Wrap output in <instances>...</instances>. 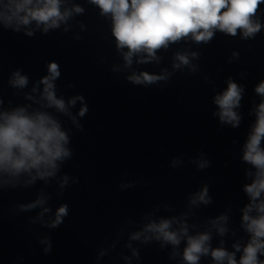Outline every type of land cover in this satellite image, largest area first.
<instances>
[{
	"label": "clouds",
	"instance_id": "1",
	"mask_svg": "<svg viewBox=\"0 0 264 264\" xmlns=\"http://www.w3.org/2000/svg\"><path fill=\"white\" fill-rule=\"evenodd\" d=\"M62 2L63 0H0V23L5 28L11 27L18 32L21 26H29L35 21L36 28L43 26V32L47 33L49 29L59 28L60 23L66 22L73 14L84 12L79 5L62 11ZM90 3L99 7L101 15L110 16L116 48L122 53L126 67L133 63L134 56L138 57L139 63L159 61L157 50H166L171 44L189 37L197 44H207L214 38L216 31L235 37L240 30L243 39H254L255 34L264 27L258 19H253L264 0H90ZM26 34L32 36L33 32L26 27ZM233 55L238 56V53ZM196 58V52L176 53L172 67L180 69L188 66L191 71H196L197 67L191 64V59ZM59 67L58 63L49 62L48 74L34 85L32 92H36L42 84L40 99L36 103L43 108H54L57 112L68 115L79 129L82 126L69 112V106H74L77 100L83 101L84 98L76 96L66 103L63 98L57 97L54 81L61 74ZM167 78V72L162 75L141 72L129 76L128 80L135 85H148ZM28 80V76L21 75L17 70L12 73L9 83L14 88L23 89ZM243 91V86L229 77L227 88L215 95L214 103L218 111L214 115L218 116L221 124H228L233 128L239 126L241 116L236 109L240 107ZM255 92L262 99L255 107L256 120L244 144L242 157L244 162L255 169L254 173H246L252 177V181L243 186L249 203L242 209L241 226L249 234L248 242L243 247L239 243L233 244L234 251H228L223 246L212 248L211 232L189 235L187 213H183L181 218L150 219L141 231L130 235V241H139L145 245L157 241L161 248L171 245V258L180 255L179 246L185 241L182 253L184 264H199L202 256L209 255L213 264H264V259H260L264 256V147L261 146V141L264 140V80L255 87ZM25 95L27 99L35 100V97ZM29 107L0 111V177H8L0 180V185L11 184L15 187V181L22 175L29 177L24 182L25 187L34 184L37 179L47 183L48 178L55 177L61 165L73 157V151L68 147L69 134L58 119L47 111H29ZM87 111V107L82 106L78 115L83 117ZM175 164L174 160L173 166ZM209 166L207 160L198 162L200 169ZM68 180L69 177L64 175L60 180V187L64 188ZM189 203L192 206L212 203L209 187L205 185L192 195ZM44 204L45 197L41 196L32 203L20 205V209L27 211ZM49 211V208H43L40 216ZM68 214V205L62 204L48 226L59 227ZM227 219L226 215L221 214L210 222L221 236L227 232L224 226ZM41 242L48 245L44 249L47 253L51 247L50 242ZM126 246L131 249L132 256L139 259L138 250L131 243ZM237 252L241 253L238 260ZM104 254L101 252V255ZM125 260L131 264L128 257Z\"/></svg>",
	"mask_w": 264,
	"mask_h": 264
},
{
	"label": "water",
	"instance_id": "2",
	"mask_svg": "<svg viewBox=\"0 0 264 264\" xmlns=\"http://www.w3.org/2000/svg\"><path fill=\"white\" fill-rule=\"evenodd\" d=\"M26 204L16 185H0V264H64Z\"/></svg>",
	"mask_w": 264,
	"mask_h": 264
}]
</instances>
